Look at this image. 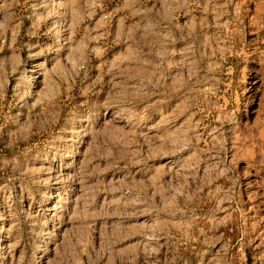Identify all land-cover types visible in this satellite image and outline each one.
Listing matches in <instances>:
<instances>
[{"label":"rangeland","instance_id":"374dc122","mask_svg":"<svg viewBox=\"0 0 264 264\" xmlns=\"http://www.w3.org/2000/svg\"><path fill=\"white\" fill-rule=\"evenodd\" d=\"M224 207L264 264V0H0V264H157Z\"/></svg>","mask_w":264,"mask_h":264},{"label":"crops","instance_id":"0c3cea01","mask_svg":"<svg viewBox=\"0 0 264 264\" xmlns=\"http://www.w3.org/2000/svg\"><path fill=\"white\" fill-rule=\"evenodd\" d=\"M226 209H217L223 213L217 219H215L214 214L217 211L213 210L211 213L208 210L204 215L197 214L195 219L193 217L187 218L179 223H174L172 227H168L167 239L164 241L167 244V252L165 253L164 261H157V264H177L174 262L176 256H183L185 258L181 264H236L235 261L231 263V257L226 256L225 245L219 247L217 250L214 249V244L220 243V235L223 236L225 231L223 226L228 215H231L230 211ZM182 227L185 236L188 238L185 243L176 237L177 231ZM190 227L195 232L194 236L191 235ZM228 229L232 230V225ZM225 240L223 239L221 243H224ZM200 244H205V248L213 246V249L203 252ZM198 255H200V259L197 260ZM150 256L149 254V258ZM204 257L207 259L205 262Z\"/></svg>","mask_w":264,"mask_h":264}]
</instances>
